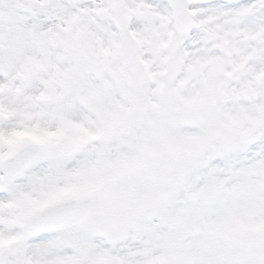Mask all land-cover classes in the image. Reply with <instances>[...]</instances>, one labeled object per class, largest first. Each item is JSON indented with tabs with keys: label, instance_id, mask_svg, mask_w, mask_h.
Listing matches in <instances>:
<instances>
[{
	"label": "snow or ice",
	"instance_id": "snow-or-ice-1",
	"mask_svg": "<svg viewBox=\"0 0 264 264\" xmlns=\"http://www.w3.org/2000/svg\"><path fill=\"white\" fill-rule=\"evenodd\" d=\"M0 264H264V0H0Z\"/></svg>",
	"mask_w": 264,
	"mask_h": 264
}]
</instances>
